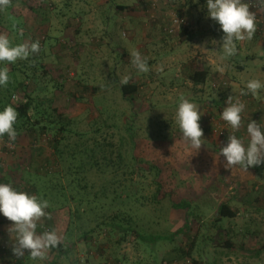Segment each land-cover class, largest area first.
Here are the masks:
<instances>
[{
  "label": "rangeland",
  "instance_id": "rangeland-1",
  "mask_svg": "<svg viewBox=\"0 0 264 264\" xmlns=\"http://www.w3.org/2000/svg\"><path fill=\"white\" fill-rule=\"evenodd\" d=\"M188 2L11 0L0 10V33L6 34L13 46L43 41L40 51L49 74L38 76V84L47 87L45 93H39L38 101H46L45 96L56 94L54 107L66 119H72V128L86 134L84 140L90 138V142L100 139L102 133L96 130L106 121L119 122L122 126L124 120L137 115L141 126L137 153L143 167L153 163L163 168L165 191H171L175 201L196 197L197 213L201 216V221L188 218L184 211L173 209L169 200L161 205L151 202L154 175L148 174L144 192L149 201H144L139 212V225L151 234H167L189 224V230L174 243L163 242L151 252L135 235L123 237L109 230L87 240L80 239L78 232L71 233L69 229V205L63 207L55 200L52 209H46V216L37 222V232L56 231L61 243L72 251L57 260L54 248L43 261L33 260L28 250L24 257H16L12 252L14 233L9 231L14 222L0 214V264H192L188 256L175 260L179 258L176 250L169 257L167 253L178 247L191 248L194 238L208 233L213 241L205 247L203 257L210 256V262L264 264V170L258 173L238 165L225 168V158L220 156L221 147L232 134L230 126L221 119L229 96L239 97L246 104L242 126L236 133L245 143L247 122L255 120L264 124V89L256 97L240 95L247 81L264 82V36L254 33L246 43L237 41L239 61L234 56L224 58L219 43L224 34L219 24L207 16L202 6H195L199 0ZM117 5H125L127 9L119 10ZM176 14L190 24L191 41L183 42L180 35L171 37L165 33L166 24ZM137 50L147 58L150 67L147 73L139 72L132 64L131 53ZM247 57L250 60L244 69L233 63L244 62ZM16 62L22 64L24 60ZM5 66L11 68V64H0ZM197 68L210 70L205 86H196L190 79ZM125 77H129L128 83L140 86L132 104L124 101L116 87ZM52 79L58 83L56 87ZM16 96L21 101L23 95ZM185 98L194 102L202 113L199 123L203 129V145L198 151L191 149L175 120L177 107ZM156 123H161L163 131L156 129ZM108 135L117 141L120 137L116 128ZM49 138V135L38 138L30 132L15 143L0 140V183L11 184L17 190L28 186L31 189L33 183L42 187L44 183L36 179L37 173L44 175L47 167L52 173L57 171ZM96 181H100L99 176ZM224 203L237 216L226 219L223 234H216L206 227ZM200 224L207 225L203 228ZM225 240L233 244V249L222 246ZM199 248L198 244L194 248L196 260L201 259Z\"/></svg>",
  "mask_w": 264,
  "mask_h": 264
},
{
  "label": "trees",
  "instance_id": "trees-1",
  "mask_svg": "<svg viewBox=\"0 0 264 264\" xmlns=\"http://www.w3.org/2000/svg\"><path fill=\"white\" fill-rule=\"evenodd\" d=\"M244 1L248 4L247 0ZM188 3L193 2L189 0ZM205 5L206 0H199L195 4L198 7L202 6L207 13ZM117 8L126 10L127 6L117 5ZM256 32L258 33V31ZM189 33V28L184 27L182 29L180 36L183 42H189L193 39ZM201 35L203 36V34ZM258 35L262 37L259 33ZM42 43L43 41L40 40V45ZM41 53L42 51L30 56L22 64L10 63L11 68L8 69L9 83L5 87H0V110L11 104L19 113L14 125L17 131L16 139L23 138L25 134L30 132L37 135L38 138L42 135H49L48 143L52 146L56 158V172H50L47 167L44 175H40V173L36 175L38 181H43L42 187L33 183L31 189L28 186L19 190L47 200L49 210L52 209V203L55 200L61 203L63 207L69 205L71 212L69 229L71 233L78 232L80 239L87 240L96 233L104 234L109 230L123 237L135 235L137 241L151 252H155L163 242L174 243L179 235L189 230V224H185L176 233L151 234L143 230V227L139 225L141 221L138 219L140 217L139 212L145 205L144 201H149L144 192V181L148 179V174L154 175L152 186L155 187V190L151 196V202L155 205H161L163 201L169 200L173 209L184 211L188 218H196L201 221V216L197 213L198 200L196 197L188 196L178 201L173 200L171 191L164 189L163 168L153 163H148V167H143V160L139 158L137 153L140 140L139 130L141 129L137 115L134 114L131 118L124 120L122 126H119V122L109 124L106 121L96 130L98 134L102 133L100 139L95 138L90 142V138L84 140L87 137L86 134H80L72 128L74 123L72 119H66L65 114L54 107L56 94L45 96L46 101H38L39 93L47 91L46 86L42 87L38 84V76L41 73L45 76L49 74ZM234 59L239 61L240 57L235 55ZM249 60L247 57L244 62L233 63H237L239 69H244ZM210 74L208 68H197L191 73L190 79L196 86H205L209 81ZM51 82L55 87L58 85L54 79ZM32 85L36 88L33 87L31 90ZM116 87L124 101L131 104L140 89L137 83H127L126 85L119 83ZM18 94L23 95L22 99L14 103L12 98ZM214 103L220 104L216 100ZM103 128L106 129L105 132H103ZM113 128L119 130L118 141L113 139L112 135H108V132ZM156 129L163 131L161 123H156ZM75 138L77 140L71 144L70 141ZM0 140L15 143V140H9L7 136L0 138ZM248 169L259 173L264 170V164ZM97 176L100 177L99 182L96 181ZM45 178H49V180L44 181ZM63 181H65V185L62 184ZM236 216L237 212L228 203L221 204L216 217L212 218L211 224L206 228L215 231L216 234H223L224 221ZM200 225L204 228L207 224ZM215 232L213 235H216ZM210 236L211 234L208 233L202 238L196 237L194 241H191L192 247H189L190 249L175 248L167 253V257L176 250L179 253V258L175 260H181L188 256L192 264H214V262H210V256L203 257L205 247L210 244V241H213ZM197 244L200 247L198 251L201 256L200 260L193 257L194 248ZM73 246L74 243H71V247ZM222 246L229 250L233 249V244L229 240H225ZM71 251L72 248H67L66 244L60 243L53 250L56 255L55 260ZM168 261L172 263V260Z\"/></svg>",
  "mask_w": 264,
  "mask_h": 264
},
{
  "label": "clouds",
  "instance_id": "clouds-1",
  "mask_svg": "<svg viewBox=\"0 0 264 264\" xmlns=\"http://www.w3.org/2000/svg\"><path fill=\"white\" fill-rule=\"evenodd\" d=\"M11 0H0V10L10 4ZM264 4V0H260ZM207 16L219 24L223 37L222 44L224 58H230L237 54V41L251 40L256 31L255 14L249 10L243 0H206ZM176 23L177 20H176ZM39 40L26 41L12 45L9 37L0 33V64L14 63L17 60H26L30 56L40 52ZM132 64L141 73L150 71L147 58L137 50L131 53ZM7 67H0V87L9 83ZM129 77H125L121 83L126 85ZM264 89V82L259 79H251L246 83V89H242L241 96L251 94L259 95ZM16 99L15 97L13 98ZM227 106L221 113V119L232 129L228 142L220 149V156L225 158L224 167L232 168L240 166L246 170L264 164V124L249 120L246 126L248 136L247 143L236 135L242 126V114L246 104L239 97L229 96ZM18 111L11 104L0 110V138L7 136L14 141L17 131L14 127L18 118ZM202 113L198 106L182 99L177 107L175 120L185 140L191 149L198 151L203 145V129L199 123ZM49 202L37 195L25 191H19L11 184L0 183V214L9 221L14 222L9 229L14 233L12 239V252L16 257H24L25 251L30 252L33 260H45L47 252L61 243V237L56 231L37 232L38 221L46 216Z\"/></svg>",
  "mask_w": 264,
  "mask_h": 264
},
{
  "label": "built area",
  "instance_id": "built-area-1",
  "mask_svg": "<svg viewBox=\"0 0 264 264\" xmlns=\"http://www.w3.org/2000/svg\"><path fill=\"white\" fill-rule=\"evenodd\" d=\"M247 1L250 10H252V12L255 14L256 30L260 35L264 36V18L260 13L261 8L264 6V4H261L260 1L258 0H247ZM176 20L178 23H176ZM189 25L190 24L186 22L184 18L176 14L166 24L165 33L168 34L169 36L171 35V37H178L181 34L182 29L184 27L188 28ZM14 97L16 98L15 99L16 101L19 100V96L17 97L15 95Z\"/></svg>",
  "mask_w": 264,
  "mask_h": 264
},
{
  "label": "crops",
  "instance_id": "crops-1",
  "mask_svg": "<svg viewBox=\"0 0 264 264\" xmlns=\"http://www.w3.org/2000/svg\"><path fill=\"white\" fill-rule=\"evenodd\" d=\"M261 15L264 17V7L261 8V11H260ZM255 34L256 36L259 37L258 33L255 31ZM261 37V36H260ZM247 40V39H246ZM246 40L242 41V43H246ZM264 46V45H263ZM264 73V71H262Z\"/></svg>",
  "mask_w": 264,
  "mask_h": 264
}]
</instances>
